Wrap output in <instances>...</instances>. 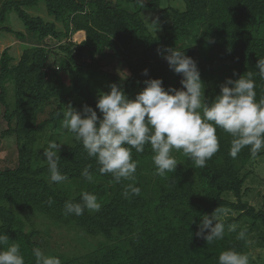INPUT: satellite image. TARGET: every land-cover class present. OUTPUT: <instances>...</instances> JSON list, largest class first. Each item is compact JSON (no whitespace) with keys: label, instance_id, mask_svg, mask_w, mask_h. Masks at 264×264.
I'll list each match as a JSON object with an SVG mask.
<instances>
[{"label":"trees","instance_id":"obj_1","mask_svg":"<svg viewBox=\"0 0 264 264\" xmlns=\"http://www.w3.org/2000/svg\"><path fill=\"white\" fill-rule=\"evenodd\" d=\"M164 1L5 0L0 5V32L17 36L26 46L18 59L11 47L0 50V102L5 118L15 120L0 145L8 140L6 148L16 158L13 165L0 168V234L9 236V245H20L25 264H36L35 251L50 246L51 226L96 241L86 245L82 256L60 254L62 264H218L222 251L247 253V235L252 233L264 247V205L257 210L243 201L248 192L244 173L264 151L253 159L245 147L232 158V136L218 128L220 149L205 167L194 168L182 152L173 151L176 170L158 176L151 147L145 145L143 153L131 149L138 162L134 180L116 183L111 174L101 175L95 158L61 129L69 105L79 111L87 105L102 116L96 103L99 93L109 92L106 80L130 99L150 79H161L166 90L181 89L182 76L159 54L165 48H178L196 62L208 101L220 94L227 79L247 72L254 74L257 101L264 96V80L255 69L258 58H264V0H183V10L166 9ZM44 8L52 21L30 13ZM145 11L160 23L158 35L144 20ZM13 12L25 31L7 26ZM78 33L84 38L75 42ZM116 61L129 71L124 83L107 70ZM9 85L14 87V109L7 101ZM49 140L63 145L58 165L68 177L63 183H50L47 165L41 163ZM89 165L95 182L81 175ZM129 183L140 189L139 195H125ZM84 191L97 196L100 210L65 215V202H81ZM221 206L231 210L222 218L225 236L207 244L196 235L201 217ZM233 223L238 227L229 233L227 226ZM242 230L246 239H236Z\"/></svg>","mask_w":264,"mask_h":264},{"label":"clouds","instance_id":"obj_2","mask_svg":"<svg viewBox=\"0 0 264 264\" xmlns=\"http://www.w3.org/2000/svg\"><path fill=\"white\" fill-rule=\"evenodd\" d=\"M159 51V50H158ZM159 54L167 61L171 70L182 76V88L165 89L161 79L144 81L145 87L134 99H130L117 84L110 85L109 92L98 94L96 109L85 105L79 111L69 105L61 121V129L74 136L83 145L88 157L95 158L101 175L111 174L119 183L122 179L134 180L138 162L132 159L131 149L137 153L150 145L155 174L165 176L178 166L173 151L182 152L194 168H203L220 149L217 129L232 136L229 155H237L248 147L253 159L264 151V96L256 99L253 72L239 79H227L220 85V94L214 100L205 97V85L196 62L178 48H165ZM260 79L264 80V58H258L255 66ZM148 74L147 70L144 72ZM236 75V73H234ZM126 78V77H125ZM61 144L47 141L41 163L47 165L50 183L68 180L58 165ZM86 167L81 173L88 182L95 178ZM140 189L129 183L125 195H139ZM81 202L66 201L64 214L80 216L85 209L98 212L101 204L95 194L82 192ZM53 201L49 199V205ZM230 209L218 207L211 215L201 217L196 235L207 244L223 239L225 223L223 217ZM238 225L227 226L229 233L236 232ZM236 239L245 240L246 232L239 231ZM9 236L0 234V264H25L20 245L8 244ZM36 264H62L55 255L35 251ZM218 264H249V256L236 250L222 251Z\"/></svg>","mask_w":264,"mask_h":264},{"label":"rangeland","instance_id":"obj_3","mask_svg":"<svg viewBox=\"0 0 264 264\" xmlns=\"http://www.w3.org/2000/svg\"><path fill=\"white\" fill-rule=\"evenodd\" d=\"M5 0H0V5ZM113 3H117L118 0H111ZM178 7L181 10L185 9V3L183 0H165L163 3V7L168 9V7ZM32 15L40 16L46 21H52L47 14L46 9L44 8L40 12L30 11ZM144 20L148 23L151 30L155 34H159L162 32V28L159 22L156 23V18L153 13L150 11H145L143 13ZM155 21V22H154ZM7 26L12 28L15 32H23L25 31V27L21 20H19L17 14L14 12L9 14ZM59 30L63 29L61 24H58ZM83 33H78L73 37L75 42H80L83 40ZM66 40H64L65 42ZM5 47H11V54L15 58H20L23 54L26 46L17 40V36H12L7 33L0 32V50L3 51ZM108 71H112L119 75L122 83H124V76L129 75V71L124 63L121 61H116L111 67H107ZM91 81V80H90ZM103 81V80H102ZM99 82V81H98ZM93 90H97V87L94 82H92ZM108 80L105 81L106 87L110 91V85H112ZM7 94H8V104L10 109H14L15 105V96H14V87L12 85L7 86ZM15 125V120L13 122H9L5 118V107L0 102V139L2 140V134L4 131L8 130L9 126ZM66 133V131H64ZM11 140V139H10ZM6 139L0 145V168L5 166H11L16 162V158L12 157ZM12 141V140H11ZM9 142V141H8ZM3 148V149H1ZM247 176L246 184L244 186V190H248L243 196V201L247 202L249 205L253 206L257 210H260L264 205V156L252 161L247 170L244 173ZM227 199L231 201H236L233 195L226 196ZM233 217L237 216V213H233ZM247 225H250V222H246ZM245 224V225H246ZM242 227V226H241ZM52 238L49 240L50 246L44 245L42 249V253L45 255H55L62 256L68 258L67 256L79 257L87 253L88 247L87 244L96 245V241L91 239H86L80 235H77L75 232H68L66 229L59 227H50ZM257 233H252L251 235H247L248 247H247V255L249 256V264H264V247H261L260 241L257 238ZM88 246V245H87Z\"/></svg>","mask_w":264,"mask_h":264},{"label":"crops","instance_id":"obj_4","mask_svg":"<svg viewBox=\"0 0 264 264\" xmlns=\"http://www.w3.org/2000/svg\"><path fill=\"white\" fill-rule=\"evenodd\" d=\"M19 44H21V42H20V41H19ZM7 48H9V47H5V49H7ZM5 49H4V50H5Z\"/></svg>","mask_w":264,"mask_h":264}]
</instances>
